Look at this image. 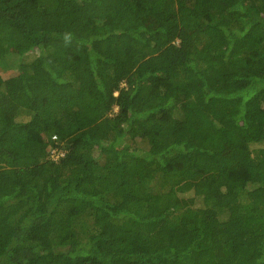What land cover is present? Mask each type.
I'll return each instance as SVG.
<instances>
[{
	"label": "trees",
	"instance_id": "16d2710c",
	"mask_svg": "<svg viewBox=\"0 0 264 264\" xmlns=\"http://www.w3.org/2000/svg\"><path fill=\"white\" fill-rule=\"evenodd\" d=\"M0 68V264H264V0H0Z\"/></svg>",
	"mask_w": 264,
	"mask_h": 264
},
{
	"label": "rangeland",
	"instance_id": "374dc122",
	"mask_svg": "<svg viewBox=\"0 0 264 264\" xmlns=\"http://www.w3.org/2000/svg\"><path fill=\"white\" fill-rule=\"evenodd\" d=\"M14 72H15L14 68H13V69H12V68H8V69H5V70H3V69L0 68V76H2V77H4V78L10 76V75L13 74ZM47 152H49V150H47ZM60 153H63V155H64V152H62L61 150H58V151H57V154H56V152H54L53 154H51V153L49 152V154H50V158H52L53 160H58V159H57V155H59Z\"/></svg>",
	"mask_w": 264,
	"mask_h": 264
},
{
	"label": "built area",
	"instance_id": "2783aa9c",
	"mask_svg": "<svg viewBox=\"0 0 264 264\" xmlns=\"http://www.w3.org/2000/svg\"><path fill=\"white\" fill-rule=\"evenodd\" d=\"M51 154H53L54 152H56V150H51L50 149V151H49ZM56 154H57V152H56ZM63 156V153H60L59 155H57V158L58 157H62Z\"/></svg>",
	"mask_w": 264,
	"mask_h": 264
}]
</instances>
